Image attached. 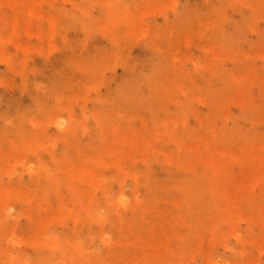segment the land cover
Listing matches in <instances>:
<instances>
[{
    "label": "rangeland",
    "instance_id": "rangeland-1",
    "mask_svg": "<svg viewBox=\"0 0 264 264\" xmlns=\"http://www.w3.org/2000/svg\"><path fill=\"white\" fill-rule=\"evenodd\" d=\"M260 1L262 7L259 0H237L220 16L214 11L217 0H36L15 1V8L2 4L0 264H151L152 254L145 248L150 239L168 241L167 264H264V184L255 189L252 200L237 201L231 222L209 225L215 235L206 234L209 215L219 212L234 190L224 173L241 175L234 163L222 164L221 184L197 194L188 207H179L175 219L187 220L189 229L160 228L171 205L184 202L185 193L175 183L189 178L187 169L175 165L178 158L188 159L171 138L193 146L199 144L198 136L212 140L204 122L212 116L215 102L224 104L225 113L215 116L214 136L221 138L223 122L232 127L233 119L241 130H250L245 116H253L260 119L257 132L264 137V0ZM27 5L35 13L30 31L21 17ZM17 22L24 30L15 33L11 26ZM219 30L239 43L217 41ZM167 67L178 68L184 76L175 80L177 88L162 95L159 74ZM244 71L256 82L248 96L239 99L230 77ZM139 72H154L149 76L153 79L139 83L135 93L119 94L125 81L136 83ZM168 126L171 137L166 135ZM35 133L47 151L24 152ZM112 140L122 152L118 156L104 152ZM67 148L99 181L90 199L101 211L106 193L116 198L127 194L130 209L120 213L115 224L108 215L105 223L96 224L86 212L88 202L76 205L60 184L63 175L52 157L57 159ZM202 154L217 159L205 150ZM39 157L52 167L51 182L29 178L27 167ZM187 164L199 177L210 176L201 164ZM70 187L75 194L86 192L77 179ZM150 187L154 194L147 192ZM12 191L34 195L43 210L30 215V205H11L15 214L7 217L1 196ZM59 198L71 208L68 215L58 211ZM203 201L209 214L198 207ZM190 213L199 216L203 226L193 222ZM31 220L43 227L31 226ZM50 237L57 245L47 241Z\"/></svg>",
    "mask_w": 264,
    "mask_h": 264
},
{
    "label": "bare ground",
    "instance_id": "bare-ground-1",
    "mask_svg": "<svg viewBox=\"0 0 264 264\" xmlns=\"http://www.w3.org/2000/svg\"><path fill=\"white\" fill-rule=\"evenodd\" d=\"M15 1L27 4H32L36 0H0V7L3 5H10L11 8H15L14 4ZM237 0H217V5L214 7L215 15H222L228 8L232 7L233 4ZM3 4V5H2ZM258 5L261 7L263 6L261 4V1L259 0ZM28 6V5H27ZM29 7V10L22 13L21 16L23 18V21L25 23H29L32 21V19L35 17V13L33 10ZM255 10V8H252ZM217 18V17H216ZM215 18V20H216ZM15 20L18 21V17H14ZM31 23V22H30ZM27 24L25 27L26 30H31V25ZM18 22L11 26L13 28V31L15 33H18L24 29H21L19 25H17ZM241 25V24H240ZM9 26V23L7 22V25ZM141 27V26H140ZM10 27L6 29V31L9 30ZM3 28L1 27L0 30ZM202 31V28H201ZM241 33L243 32V29L239 30ZM219 34L215 37L217 41L225 42L224 44L227 45L229 43L238 44L236 42V37L233 35H228L227 33H224L223 31L219 30ZM258 36L262 37L261 33H258ZM262 51H264V39L261 41ZM261 51V50H260ZM169 68V70H168ZM186 74V73H185ZM187 75V74H186ZM149 76H154V72L151 73ZM143 75L142 72L135 73V79L136 83H133V81L127 80L118 90V93L121 94L124 91H132L137 92V85L141 83L142 81H151V77ZM160 76V84L158 86L160 93L162 95L167 94L170 90L173 88H177L176 84H174L175 80L182 78L184 76V73L179 70L176 67H167L164 68ZM163 77V78H162ZM189 82H191L192 87L194 86L193 80L190 78L188 79ZM230 82L232 86L236 88V93L239 99L247 97L249 93V89L251 85L255 84V77L251 72L244 71L239 77L237 76H231ZM228 83V82H227ZM228 85H226L227 87ZM261 98L264 100V89L261 90ZM216 104L213 106L214 112L212 113V116H209L208 120H205L204 124L207 128V130L211 133V139L210 141H206L201 139L199 136L197 137L200 141L198 145H188L184 142L176 139L175 137L171 138V140H176V144L178 145V150L181 155L187 156V159L185 162L183 161V158H178V161L175 162V165L179 169H187V172L189 174L188 180L184 182H177L175 183L176 188H178L182 193H185L183 195L184 202H179L178 204H172L170 214L167 217H164L160 222V228L165 229H172V228H180V229H189L187 225V220L177 221L175 219L176 214L179 212L181 206L188 207L190 201H194L197 197V194L202 192H208L211 185H214V183L221 184V167L222 164H226L229 166L230 164H236L240 167L241 175L238 178H234L231 173V171L225 172V176L233 182L234 184V190L229 192L226 196V202L225 205L221 208V210L218 212H212V214L209 215V221L206 223V234L209 235H215L214 229L212 230L209 225H216V222L222 223L223 221L231 222L233 218L235 217V209L237 206V201L240 200H252L254 197V191L257 187H261L264 184V137H260L257 132V124L259 122V118H255L253 116H245V119L251 124L252 128L248 131L241 130L239 127V122L236 119H233V126L230 127L228 123L223 122L221 129L223 130V136L221 138H218L217 136H214L211 132V126L212 123L215 120L216 114H221V116L225 113V107L222 102H215ZM28 119L24 120L23 123H26ZM22 123V124H23ZM62 130V129H61ZM166 135L168 137L173 136V131L171 130V126L166 127ZM146 131L149 133H152L151 127H146ZM134 134V132H133ZM37 133H35L25 144L23 147L24 152H33L36 150H43L47 151V149H44L45 146H42V144L37 140ZM136 141V140H135ZM131 141V145L133 144L134 147H138L139 145L135 142ZM10 147H13L11 144H9ZM110 145V147H108ZM203 150H205L210 156L216 157L212 159H208L210 157L203 156ZM104 152L111 153L112 156H118V153H122L119 150L117 141L112 140L109 143L105 144L104 146ZM50 155H52V152H50ZM56 162L55 168L57 171L61 172L63 175V181L60 183L62 187L67 191L68 195L73 199V202L76 205H80L84 203L85 201L88 202V209H86V212L89 214V216H92L95 219V223H105L108 216H113L114 221L112 223L115 224V221L117 222L119 219V214L122 212H127L130 208L128 206L127 202V194L126 193H118L117 198L113 197L112 195H109L108 193L105 194V199L102 200V206L103 210L101 211L99 209V204L95 203L90 199V194L94 190L100 187L99 181L95 180L91 175L85 172L83 169L81 162L78 160L77 157H72V149L67 148L63 151L62 155L59 156L56 159V156L53 155L52 157ZM46 159V158H45ZM190 161V162H189ZM187 163H195V164H201V166H204L207 171L210 173L209 175L204 176H198L196 174L197 171H195L194 168L189 167ZM52 167H50V163L46 159L45 161L42 160L41 157H39L38 160L35 161V164L32 166L27 167V171L29 174V178L31 180L35 179H44L48 182H51V178L53 175ZM77 179L83 184L84 190L86 189V192L84 194H75V192L70 187L71 181H74ZM53 187H48L50 190H53ZM153 188H147V192L149 194H154ZM39 191H37V194ZM1 199L3 200V207L2 211L3 214L7 217L13 216L15 213H13L10 209L11 205L15 206H23V205H30L31 210H29L30 215H33L34 211H39V213L43 210V206L39 203V200H36V197L34 195H29L27 193L23 192H17L12 191L4 194L1 196ZM59 208L58 211L64 213L63 215H68L71 211V208L68 207V205L62 202V200L59 198ZM236 201V203H235ZM180 207V208H179ZM198 207L202 212L205 214H209L210 207L206 204L205 201L200 202L198 204ZM100 210V211H99ZM189 218L193 222H197L198 226H203L201 219L199 216H194V214L190 213ZM88 222L93 223V220H90L92 218L88 217ZM30 225L33 227H37L41 229L43 227V224H39L40 221L33 222L32 220L29 221ZM34 223H37L36 225ZM204 223V222H203ZM208 225V226H207ZM47 241H49L52 245H57V243L53 240L52 237L47 238ZM192 241L195 243V241L198 242L196 238L192 239ZM142 245L141 242H138ZM197 244V243H196ZM168 241L165 239H150V245L146 246L150 252H151V264H167L169 260V254L165 252V247H167ZM200 245V244H199ZM143 246V245H142ZM140 247L138 246V254H141ZM94 264H99L97 262H94ZM138 264H143L142 262Z\"/></svg>",
    "mask_w": 264,
    "mask_h": 264
}]
</instances>
